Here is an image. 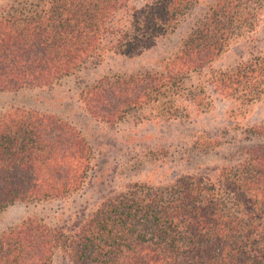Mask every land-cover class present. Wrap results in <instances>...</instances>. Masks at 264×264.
<instances>
[{
  "label": "trees",
  "instance_id": "trees-1",
  "mask_svg": "<svg viewBox=\"0 0 264 264\" xmlns=\"http://www.w3.org/2000/svg\"><path fill=\"white\" fill-rule=\"evenodd\" d=\"M263 16L264 0H0V92L50 88L107 56L176 35L152 68L78 81L84 112L107 126L128 113L185 123L207 99L205 87L247 106L264 96V52L252 37ZM237 39L251 45L214 70ZM233 127L196 133L183 148L217 159L211 167L129 184L78 219L36 215L1 231L0 264H50L56 254L68 264H264V123ZM90 161L87 141L67 121L4 109L0 213L77 193Z\"/></svg>",
  "mask_w": 264,
  "mask_h": 264
},
{
  "label": "rangeland",
  "instance_id": "rangeland-1",
  "mask_svg": "<svg viewBox=\"0 0 264 264\" xmlns=\"http://www.w3.org/2000/svg\"><path fill=\"white\" fill-rule=\"evenodd\" d=\"M131 1L138 5L141 0ZM252 37L255 47L264 52V16ZM175 39L176 35L169 41L140 50L132 56H107L98 66L64 78L50 88L0 92V112L9 107H21L54 115L79 131L91 149L88 177L77 193L49 203H14L6 207L0 213V232L36 215H57L59 218L72 216L78 219L98 205L101 198L129 184L155 186L168 182L176 174L193 173L197 165L211 167L217 159L183 152L191 136L202 132L205 134L203 138L230 125L235 126L232 129L235 131L239 127L264 123V96L247 106H239L211 93L208 87H203L207 99L201 101V105L196 107L185 123L160 124L151 114L144 116V113H140L143 115L138 117V113H128L112 126H107L92 120L84 112L77 97L78 81L93 80L101 75H129L152 68ZM250 45L249 40L243 39L230 42L212 63V68L224 70L231 67L235 58L242 56L243 50ZM164 144L169 148L162 158L159 154L165 149ZM50 264L68 263L61 254H56Z\"/></svg>",
  "mask_w": 264,
  "mask_h": 264
}]
</instances>
